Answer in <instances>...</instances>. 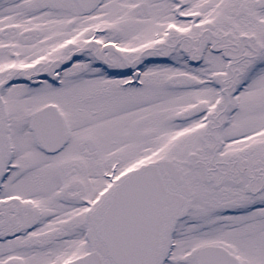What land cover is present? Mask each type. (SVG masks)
Listing matches in <instances>:
<instances>
[{"label":"snow or ice","instance_id":"snow-or-ice-1","mask_svg":"<svg viewBox=\"0 0 264 264\" xmlns=\"http://www.w3.org/2000/svg\"><path fill=\"white\" fill-rule=\"evenodd\" d=\"M0 264H264V0H0Z\"/></svg>","mask_w":264,"mask_h":264}]
</instances>
